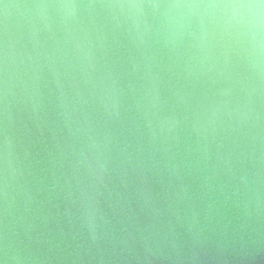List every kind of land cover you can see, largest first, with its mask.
Returning a JSON list of instances; mask_svg holds the SVG:
<instances>
[{
  "label": "water",
  "instance_id": "water-1",
  "mask_svg": "<svg viewBox=\"0 0 264 264\" xmlns=\"http://www.w3.org/2000/svg\"><path fill=\"white\" fill-rule=\"evenodd\" d=\"M38 2L0 0V264H264V52L253 77L235 46L202 47L195 18L170 29L149 17L140 42L101 17L85 21L91 71L81 39L34 34ZM9 41L24 59L15 76ZM101 74L115 82L112 115ZM248 91L254 127L211 122L213 105Z\"/></svg>",
  "mask_w": 264,
  "mask_h": 264
},
{
  "label": "clouds",
  "instance_id": "clouds-1",
  "mask_svg": "<svg viewBox=\"0 0 264 264\" xmlns=\"http://www.w3.org/2000/svg\"><path fill=\"white\" fill-rule=\"evenodd\" d=\"M33 10V16L38 22V27H34V34L40 30L52 32L60 29L81 39L82 42L76 44V49L81 55L82 64L91 71L97 70V62L85 21L95 25L97 19L102 17L110 21L114 28L127 25L129 34L135 40L143 42L150 30L149 17L165 21L170 29L175 28L177 21L195 18L201 26L202 47L207 48L210 36L219 38L235 46L237 51L245 53L249 72L253 77L260 75L256 71L258 65L252 57L258 52H264V0H40L33 5ZM81 32L82 37L79 35ZM28 59L30 64L23 69V74L27 75L31 71L35 75L39 65L31 57ZM23 64V56L15 44L7 42L4 47L5 72L13 76L19 75ZM228 64L226 56L225 70ZM109 79L110 77L101 74L94 81V87L99 88V103L112 115L117 102L113 95L115 82L113 80L109 83ZM231 94L230 88H222L219 92L221 97H230ZM246 95V100H238L232 107H229L228 99L213 105L210 109L211 122L227 115L240 125L254 127L259 117L253 105L252 91H248ZM151 103L155 107L158 97H153ZM178 123L174 118L162 121L161 131L171 132Z\"/></svg>",
  "mask_w": 264,
  "mask_h": 264
}]
</instances>
